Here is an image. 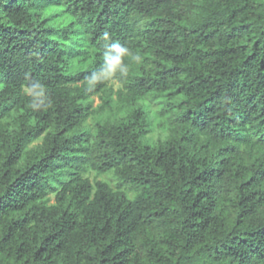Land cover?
Listing matches in <instances>:
<instances>
[{"label":"trees","instance_id":"16d2710c","mask_svg":"<svg viewBox=\"0 0 264 264\" xmlns=\"http://www.w3.org/2000/svg\"><path fill=\"white\" fill-rule=\"evenodd\" d=\"M0 264H264V0H0Z\"/></svg>","mask_w":264,"mask_h":264},{"label":"rangeland","instance_id":"374dc122","mask_svg":"<svg viewBox=\"0 0 264 264\" xmlns=\"http://www.w3.org/2000/svg\"><path fill=\"white\" fill-rule=\"evenodd\" d=\"M105 76L110 78V85H112L115 89L120 88V84L119 82L114 79L112 77L111 73H105ZM114 98H116L114 96ZM103 100L101 98V96H95L92 98V104L94 108L99 107L102 104ZM148 103V102H147ZM148 110L150 113V117H151V121H152V131L149 134V137L151 139L152 142H155L159 139H165L167 134H168V130L165 128V126L163 125V118L160 117L157 113L158 111V106L150 103L148 105ZM113 111L115 115H121V111H119L117 105L115 104V107L113 108ZM99 117L93 118V117H89L88 122L91 124H94V122H96V120ZM41 141V139L37 140L33 145L39 143ZM31 145V146H33ZM86 177H89L92 181H96V180H102L107 182L111 187H113L114 189L118 188L119 185V178L117 176V174L114 171L108 172L106 174H99L96 171L93 170H89L86 173ZM124 190L127 191V193L129 194L130 197H134L135 192L132 190H129L127 188H123ZM54 194L51 195V202H54Z\"/></svg>","mask_w":264,"mask_h":264},{"label":"clouds","instance_id":"9594fccd","mask_svg":"<svg viewBox=\"0 0 264 264\" xmlns=\"http://www.w3.org/2000/svg\"><path fill=\"white\" fill-rule=\"evenodd\" d=\"M126 49L120 47L119 44H116L112 47L111 53H106L105 58L110 59L113 63H119L122 56L126 53ZM114 53V54H112Z\"/></svg>","mask_w":264,"mask_h":264}]
</instances>
